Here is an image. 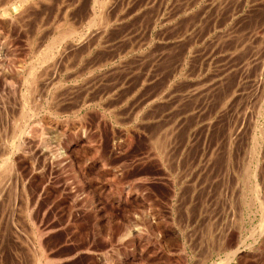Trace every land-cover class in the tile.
Returning a JSON list of instances; mask_svg holds the SVG:
<instances>
[{
  "label": "rangeland",
  "instance_id": "rangeland-1",
  "mask_svg": "<svg viewBox=\"0 0 264 264\" xmlns=\"http://www.w3.org/2000/svg\"><path fill=\"white\" fill-rule=\"evenodd\" d=\"M100 1L0 0V264H264V0Z\"/></svg>",
  "mask_w": 264,
  "mask_h": 264
},
{
  "label": "bare ground",
  "instance_id": "bare-ground-1",
  "mask_svg": "<svg viewBox=\"0 0 264 264\" xmlns=\"http://www.w3.org/2000/svg\"><path fill=\"white\" fill-rule=\"evenodd\" d=\"M3 1V0H2ZM112 2V0H101L100 1V3H99V6H100V8H101V10L99 11V13L98 14H96V15H94V21L96 22V23H98V25L100 24L101 26H102V24H103V26L104 25H106V22L108 23L109 21H107L106 20V18H105V16H104V13H106V12H104L103 13V11L104 10H108V8L107 9H105L106 8V6L107 5H109V4H113V3H111ZM141 1V0H140ZM144 1V0H143ZM164 1V0H163ZM172 1V0H171ZM175 1V0H174ZM211 1H213V0H211ZM215 1V0H214ZM23 2V1H22ZM33 2V1H32ZM113 2H114V0H113ZM119 2V1H118ZM137 2H138V0H137ZM154 2V1H153ZM152 2V3H153ZM168 2V1H167ZM233 2V1H232ZM70 3V2H69ZM109 3V4H108ZM120 3V2H119ZM118 3V4H119ZM122 3V2H121ZM142 3V2H141ZM157 3V2H156ZM158 3H160V2H158ZM162 3V2H161ZM172 3H175V2H171V4ZM10 4V3H9ZM124 4V3H123ZM147 4V3H146ZM149 4V3H148ZM170 4V5H171ZM223 4V3H222ZM67 5V4H66ZM125 5V4H124ZM174 5V4H173ZM27 6V5H26ZM29 6V5H28ZM98 6V5H97ZM116 6V5H115ZM138 6V5H137ZM160 7H161V5H159ZM185 6V5H184ZM215 5H213V7H214ZM19 7V6H18ZM25 7V6H24ZM24 7H23V9H24ZM107 7H111V6H107ZM122 7H123V5H122ZM136 7V6H135ZM139 7H141V6H139ZM147 7H148V5H147ZM152 7V6H151ZM158 7V6H157ZM163 7V6H162ZM17 8V7H16ZM26 8V7H25ZM99 8V7H98ZM97 8V9H98ZM121 8V7H120ZM144 8V7H143ZM168 8V7H167ZM166 8V9H167ZM204 8V7H203ZM219 8V7H218ZM27 9V8H26ZM25 9V10H26ZM28 9H30V7L28 8ZM111 9H114V8H111ZM118 9V8H117ZM140 9H142V8H140ZM181 9V8H180ZM185 9V8H184ZM209 9H210V7H209ZM132 10V9H131ZM134 10V9H133ZM159 10H160V8H159ZM22 11L23 10H21L20 11V13L21 14H23L22 13ZM109 11V10H108ZM112 11V10H111ZM111 11H109L110 12V14H111ZM140 11V10H139ZM205 11V10H204ZM218 11V10H217ZM216 11V12H217ZM18 12V11H17ZM24 12V11H23ZM116 12H117V10H116ZM141 12V11H140ZM156 12V11H155ZM65 13V12H64ZM128 13H130V12H128ZM132 13V12H131ZM161 13V12H160ZM205 13H206V11H205ZM208 13V12H207ZM213 13V12H212ZM119 14V13H118ZM136 14V13H135ZM158 14V13H157ZM165 14V13H164ZM163 14V15H164ZM177 14V13H176ZM200 14V13H199ZM203 14V13H202ZM16 15V14H15ZM18 15V14H17ZM106 15V14H105ZM141 15V14H140ZM145 15V14H144ZM9 16V15H8ZM23 16V15H22ZM92 16V15H91ZM107 17H108V14L106 15ZM110 16V15H109ZM119 16V15H118ZM123 16V15H122ZM184 16V15H183ZM214 16V15H213ZM16 17V16H15ZM19 17V16H18ZM21 17V16H20ZM93 17V16H92ZM112 17H113V15H112ZM125 17H127V16H125ZM143 17V16H142ZM202 17V16H201ZM9 18V17H8ZM11 18V17H10ZM55 18V17H54ZM69 18V17H68ZM116 18V17H115ZM138 18V17H137ZM165 18V17H164ZM179 18V17H178ZM183 18V17H182ZM117 19V18H116ZM131 19V18H130ZM140 19V18H139ZM196 19V18H195ZM200 19V18H199ZM93 20V19H92ZM123 20V19H122ZM163 20V19H162ZM166 20H168L167 18H166ZM182 20V19H181ZM192 20V19H191ZM201 20V19H200ZM19 20H17V22H18ZM64 21V20H63ZM124 21V20H123ZM156 21V20H155ZM165 21V20H164ZM173 21V20H172ZM183 21H184V19H183ZM196 21V20H195ZM195 21H193V22H195ZM13 22V21H12ZM16 22V23H17ZM88 22V21H87ZM93 22V21H92ZM92 22H90V23H92ZM94 22V23H95ZM189 22V21H188ZM14 23V22H13ZM58 23V22H57ZM67 23V22H66ZM70 23V22H69ZM110 23V22H109ZM117 23V22H116ZM182 23V22H181ZM9 24H11V23H9ZM21 24V23H20ZM68 24V23H67ZM160 24V23H159ZM177 24V23H176ZM263 24V23H262ZM63 25V24H62ZM66 25V24H65ZM64 25V26H65ZM99 25V26H100ZM162 25V24H161ZM164 25V24H163ZM170 25V24H169ZM185 25V24H184ZM73 26V25H72ZM75 26H77V25H75ZM96 26V25H95ZM115 26H117V25H115ZM167 26V25H166ZM180 26V25H179ZM257 26V25H256ZM63 27V26H62ZM65 27H67V28H64V30H59V31H57L56 33H57V35L56 36H53L54 38H51L52 39V41L48 44V47H46L45 48V50H43V52H42V54H41V56H39V57H37L36 58V63H34V64H32V65H30V67H29V70H28V76H27V78H26V83L28 84V85H30V89H27V92L26 93H24L23 94V92H22V96H21V98L23 99V104L22 105H24L23 106V111L21 112L20 111V113H22V115L24 114V116L26 117L27 116V112H26V110H25V106L27 105V104H29L30 102H31V96H30V100H29V98H28V96L30 95V93H32L31 92V90L33 89V86L34 85H37L36 84V80L38 79V78H36L37 76V74H35L36 72H35V70L38 68L37 66L38 65H40V61H48V60H50L52 57H54L55 56V51H57V49H58V47L61 45V43L63 42L64 43V41H67V39H74V37L76 36V38H77V35H81L80 33L78 34V32H79V29H78V32H77V30H75V27L73 28V27H68V26H65ZM80 27V26H79ZM106 27H107V25H106ZM111 27V26H110ZM188 27V26H187ZM100 28V27H99ZM99 28H97L98 30H99ZM105 28V27H104ZM117 28V27H116ZM61 29V28H60ZM81 29V28H80ZM101 29V28H100ZM108 29V28H107ZM112 29V28H111ZM110 29V30H111ZM150 29V28H149ZM187 29V28H186ZM210 29V28H209ZM166 30V29H165ZM169 30V29H168ZM171 30V29H170ZM173 30V29H172ZM183 30V29H182ZM86 31V30H85ZM101 31V30H100ZM84 32V31H83ZM99 32V31H98ZM113 32V31H112ZM173 32V31H172ZM101 33V32H100ZM103 33H104V31H103ZM177 33V32H176ZM170 34V33H169ZM262 35V34H261ZM195 36V35H194ZM80 37V36H79ZM83 37V36H82ZM193 37V36H192ZM199 37V36H198ZM233 37V36H232ZM171 38V37H170ZM197 38V37H196ZM214 38V37H213ZM253 38V37H252ZM185 39V38H184ZM232 39V38H231ZM79 40V39H78ZM180 41V40H179ZM69 42V41H68ZM68 42H66V43H68ZM79 42V41H78ZM166 42H168V41H166ZM178 42V41H177ZM190 42V41H189ZM193 42V41H192ZM259 42V41H258ZM84 43H85V41H84ZM31 44V43H30ZM235 44V43H234ZM237 44V43H236ZM71 45V44H70ZM190 45V44H189ZM200 45V44H199ZM198 45V46H199ZM206 45V44H205ZM210 45V44H209ZM238 45V44H237ZM65 46V45H64ZM67 46V45H66ZM141 46V45H140ZM186 46V45H185ZM211 46V45H210ZM176 47H178V46H176ZM64 48H66V47H64ZM201 48V47H200ZM213 48V47H212ZM233 48V47H232ZM61 49H63V47L61 48ZM167 49V48H166ZM169 49V48H168ZM171 49V48H170ZM197 49V48H196ZM209 49H210V47H209ZM172 50V49H171ZM178 50V49H177ZM206 50H208V49H206ZM212 50V49H211ZM42 51V50H41ZM196 52V51H195ZM39 53V52H38ZM188 53V52H187ZM191 53V52H190ZM194 53V52H193ZM198 53V52H197ZM208 53V52H207ZM206 54V53H205ZM40 55V54H39ZM60 55V54H59ZM58 55V56H59ZM231 55V54H230ZM172 57V56H171ZM174 57H176V56H174ZM201 57V56H200ZM223 57V56H222ZM204 58H205V56H204ZM35 59V58H34ZM53 59V58H52ZM51 59V61H53ZM171 59V58H170ZM186 59V58H185ZM208 59V58H207ZM237 59V58H236ZM54 60H56V59H54ZM172 60V59H171ZM178 60V59H177ZM202 60H203V57H202ZM135 62V61H134ZM180 63H181V61H180ZM44 64H46V63H44ZM42 66H43V62H42ZM96 66H97V64H96ZM37 67V68H36ZM246 67V66H245ZM28 69V68H27ZM26 71V70H25ZM24 71V72H25ZM39 71V70H38ZM225 71V70H224ZM191 72V71H190ZM37 73H39V72H37ZM40 73H42V72H40ZM40 73H39V75H40ZM48 73V72H47ZM185 73V72H184ZM228 73V72H227ZM96 74V73H95ZM98 74V73H97ZM191 74V73H190ZM180 75V74H179ZM199 75V74H198ZM189 77V76H188ZM10 79V78H9ZM170 80V79H169ZM204 80V79H203ZM219 80V79H218ZM178 81V80H177ZM194 81V80H193ZM205 81V80H204ZM221 81V80H220ZM179 82V81H178ZM201 82V81H200ZM222 82H223V80H222ZM202 83V82H201ZM218 83V82H217ZM171 84V83H170ZM180 84V83H179ZM178 84V85H179ZM215 84V83H214ZM181 85V84H180ZM186 85H187V83H186ZM189 85V84H188ZM207 85H208V83H207ZM239 85V84H238ZM23 86V85H22ZM38 86H39V84H38ZM175 86V85H174ZM190 86V85H189ZM193 86V85H192ZM197 86V85H196ZM205 86V85H204ZM215 86V85H214ZM233 86H235V85H233ZM35 87H37V86H34V88ZM61 87V86H60ZM176 87V86H175ZM213 87V86H212ZM225 87V86H224ZM26 88V87H25ZM28 88V87H27ZM39 88V87H38ZM201 88V87H200ZM232 88V87H231ZM24 90V89H23ZM192 90H194V89H192ZM198 90V89H197ZM204 90H210V89H204ZM219 90V89H218ZM177 91V90H176ZM194 91H196V90H194ZM165 92V91H164ZM186 92V91H185ZM197 92V91H196ZM218 92V91H217ZM246 92V91H245ZM156 93V92H155ZM194 93V92H193ZM198 93H199V91H198ZM204 93V92H203ZM216 93V92H215ZM228 93H229V91H228ZM233 93V92H232ZM15 94V93H14ZM21 94V93H20ZM39 94V93H38ZM131 94V93H130ZM163 94V93H162ZM169 94V93H168ZM176 94V93H175ZM179 94V93H178ZM208 94H209V92H208ZM222 94V93H221ZM159 95H161V94H159ZM177 95V94H176ZM180 95V94H179ZM182 95H183V93H182ZM199 95V94H198ZM204 95V94H203ZM211 95V94H210ZM216 95H217V93H216ZM229 95V94H228ZM167 96V95H166ZM165 96V97H166ZM238 96V95H237ZM241 96V95H240ZM43 97V96H42ZM160 97V96H159ZM178 97V96H177ZM192 97V96H191ZM202 97V96H201ZM206 97H209V96H206ZM228 97V96H227ZM232 97V96H231ZM40 98V97H39ZM175 98V97H174ZM185 98V97H184ZM188 98V97H187ZM257 98V97H256ZM43 99H45V98H43ZM50 99V98H49ZM169 99V98H168ZM178 99V98H177ZM218 99V98H217ZM227 99V98H226ZM229 99H231V98H229ZM238 99V98H237ZM82 100V99H81ZM86 100V99H85ZM171 100V99H170ZM193 100V99H192ZM28 101H30L29 103H28ZM175 101V100H174ZM179 100H177V102H178ZM195 101H196V99H195ZM229 101V100H228ZM168 102V101H167ZM236 102H237V100H236ZM33 103V102H32ZM51 103V102H50ZM157 103V102H156ZM42 104V103H41ZM170 104V103H169ZM196 104V103H195ZM227 104V103H226ZM239 104V103H238ZM242 104V103H241ZM193 105V104H192ZM197 105V104H196ZM235 105V104H234ZM262 105H263V103H262ZM157 106V105H156ZM171 106V105H170ZM169 106V107H170ZM174 106V105H173ZM238 106V105H237ZM27 107H28V105H27ZM31 107L33 108V106H32V104H31V106H30V109H31ZM35 107H37V106H35ZM48 107V106H47ZM87 107V106H86ZM187 107H189L188 105H187ZM228 107H230V106H228ZM235 107V106H234ZM22 108V107H21ZM39 108V107H38ZM50 108V107H49ZM56 108V107H55ZM192 108V107H191ZM226 108V107H225ZM33 109H35V108H33ZM227 109V108H226ZM32 110V109H31ZM40 110V109H39ZM28 111V110H27ZM58 111V110H57ZM220 111H222V110H220ZM219 111V112H220ZM239 111V110H238ZM5 112V111H4ZM29 112V111H28ZM59 112V111H58ZM75 112V111H74ZM112 112V111H111ZM181 112V111H180ZM219 112H217V114L219 113ZM12 113H13V111H12ZM32 113H33V111H32ZM192 113H193V111H192ZM197 113V112H196ZM237 113V112H236ZM188 114V113H187ZM203 114V113H202ZM5 115V114H4ZM33 115H35L34 113H33ZM195 115V114H194ZM197 115V114H196ZM16 116V115H15ZM35 116H38V115H35ZM57 116V115H56ZM183 116V115H182ZM187 116V115H186ZM209 116V115H208ZM238 116V115H237ZM31 117V116H30ZM225 117V116H224ZM223 117V118H224ZM29 118V117H28ZM158 118V117H157ZM193 118V117H192ZM208 118V117H207ZM215 118V117H214ZM16 119V118H15ZM19 119V118H18ZM30 119V118H29ZM33 119V118H32ZM195 119V118H194ZM233 119H235V118H233ZM20 120H21V117H20ZM24 120V119H23ZM39 120H41V119H39ZM163 120H165V119H163ZM213 120V119H212ZM38 121V120H37ZM197 121V120H196ZM201 121V120H200ZM207 121V120H206ZM170 122V121H169ZM219 122V121H218ZM22 123V122H21ZM26 123V122H25ZM25 123H24V125H25ZM40 123V122H39ZM159 123V122H158ZM173 123V122H172ZM82 124H84V123H82ZM186 124V123H185ZM205 124H207V123H205ZM213 124V123H212ZM235 124V123H234ZM169 125V124H168ZM171 125V124H170ZM197 125V124H196ZM211 125V124H210ZM22 126H23V124H22ZM42 126V125H41ZM81 126V125H80ZM156 126V125H155ZM154 126V127H155ZM201 126V125H200ZM213 125H211V127H212ZM18 127V126H17ZM25 127V126H24ZM23 127V128H24ZM27 127V126H26ZM158 127H160V126H158ZM162 127V126H161ZM196 127V126H195ZM222 127V126H221ZM23 128H21V126H20V128L15 132V134H14V140H15V142H16V149H17V147H20L19 146V140H20V138H21V136H22V134L24 133V129ZM185 128V127H184ZM217 128V127H216ZM241 128V127H240ZM38 129V128H37ZM178 129V128H177ZM229 129V128H228ZM72 130V129H71ZM170 130V129H169ZM188 130V129H187ZM227 130V129H226ZM225 130V131H226ZM158 131V130H157ZM258 131H259V129H258ZM261 131V130H260ZM25 132H26V130H25ZM155 132V131H154ZM166 132V131H165ZM187 132V131H186ZM191 132H194V131H191ZM45 133V132H44ZM190 133V132H189ZM231 133V132H230ZM242 133V132H241ZM25 134V133H24ZM23 134V135H24ZM163 134V133H162ZM180 134V133H179ZM253 134V133H252ZM159 135H160V133H159ZM178 135V134H177ZM208 135V134H207ZM229 135H231V134H229ZM238 135V134H237ZM29 136V135H28ZM154 137V136H153ZM166 137V136H165ZM168 137V136H167ZM170 137H171V135H170ZM189 137V136H188ZM229 137V136H228ZM13 138V137H12ZM27 138V137H26ZM157 138V137H156ZM169 138V137H168ZM183 139V138H182ZM194 139V138H193ZM233 139V138H232ZM179 141V140H178ZM205 141V140H204ZM236 141V140H235ZM77 142V141H76ZM162 142V141H161ZM160 142V143H161ZM193 142V141H192ZM23 143V142H22ZM169 143V142H168ZM167 143V144H168ZM264 143V142H263ZM163 144V143H162ZM254 144V143H253ZM23 145H25V144H23ZM158 145H159V142H158ZM191 145V144H190ZM154 146H156V145H154ZM164 146V145H163ZM204 146V145H203ZM225 146V145H224ZM253 146V145H252ZM186 147V146H185ZM254 147H256V146H254ZM162 148V150H163V147H160V149ZM188 148V147H187ZM207 148V147H206ZM208 148H210V147H208ZM215 148V147H214ZM31 149V148H30ZM65 149V148H64ZM158 150H159V148H158ZM157 150V151H158ZM178 150V149H177ZM14 151V150H13ZM24 151V150H23ZM159 151H161V150H159ZM169 151V150H168ZM187 151V150H186ZM210 151V150H209ZM208 151V152H209ZM262 151V150H261ZM11 151H9V153L7 152V154L4 156V157H1L2 158V160H0V171L2 172V175L3 174H6V173H10V174H12V171H13V168H14V164L16 165V163L14 162V160L15 161H17L16 159H14V158H16V157H14V158H12L11 157V153H10ZM158 152H156V154H157ZM160 153V152H159ZM209 153H211V152H209ZM170 154V153H169ZM220 154V153H219ZM163 155V154H162ZM168 155V154H167ZM176 155V154H175ZM223 155V154H222ZM22 156V155H21ZM52 156V155H51ZM160 156V155H159ZM213 156V155H212ZM215 157H217V156H215ZM157 158V157H156ZM164 158V157H163ZM168 158V157H167ZM203 158H204V156H203ZM23 159V158H22ZM28 159V158H27ZM72 159V158H71ZM186 159V158H185ZM189 159V158H188ZM208 159V158H207ZM261 159V158H260ZM21 160V159H20ZM166 160V159H165ZM170 161V160H169ZM172 161V160H171ZM199 161H200V159H199ZM31 162V161H30ZM155 162V161H154ZM166 162H168V161H165V163L164 164H166ZM68 163V162H67ZM161 163H162V161H161ZM204 163H205V161H204ZM209 163V162H208ZM24 164H25V162H24ZM31 164V163H30ZM70 164H72L71 162H70ZM168 164V163H167ZM166 164V165H167ZM180 164V163H179ZM178 164V165H179ZM184 164V163H183ZM250 164V163H249ZM18 165V164H17ZM23 165V164H22ZM21 165V166H22ZM32 165V164H31ZM189 165V164H188ZM198 165H199V163H198ZM254 165V164H253ZM247 166V165H246ZM30 167V166H29ZM159 167H160V165H159ZM201 167H203V166H201ZM215 167V166H214ZM213 167V168H214ZM249 167V166H248ZM33 169V168H32ZM249 170V169H248ZM260 170H262V169H260ZM15 171V170H14ZM13 171V172H14ZM211 171V170H210ZM174 172V171H173ZM248 172V171H247ZM31 173V172H30ZM172 173V172H171ZM244 173H246V172H244ZM251 173V172H250ZM258 172H257V169L255 168L253 171H252V175L255 177L256 176V174H257ZM260 173V172H259ZM1 174V173H0ZM20 174V173H19ZM262 174V173H261ZM2 175H0L1 177H2ZM176 175V174H175ZM183 175H184V173H183ZM186 175V174H185ZM196 175V174H195ZM258 175V174H257ZM263 175V174H262ZM6 176V175H5ZM4 175H3V177L1 178V179H3V180H1L0 182H4L5 180H4V177H5ZM191 176V175H190ZM194 176V175H193ZM23 178V177H22ZM252 178V177H251ZM257 178L259 179V177L257 176ZM262 178V177H261ZM5 179H6V177H5ZM11 179V178H10ZM35 179V178H34ZM254 180V182L256 181L255 180V178L253 179ZM260 180V179H259ZM16 181V180H15ZM2 182V183H3ZM13 182V181H12ZM22 182V181H21ZM198 182V181H197ZM251 182V181H250ZM257 182V181H256ZM264 182V181H263ZM26 183V182H25ZM253 184V183H252ZM256 185H257V183H255ZM1 186H3V184H0ZM261 185V184H260ZM264 185V184H263ZM0 186V187H1ZM5 186V185H4ZM11 186V185H10ZM17 186V185H16ZM19 186H20V184H19ZM24 186V185H23ZM192 186V185H191ZM250 186V185H249ZM252 186V185H251ZM259 186V185H258ZM258 186H255L254 187V193L256 194V193H260V192H258ZM41 188V187H40ZM90 188V187H89ZM260 188V187H259ZM263 188V187H262ZM0 189H2L3 190V188L1 187ZM88 189V188H87ZM195 189V188H194ZM253 189V188H252ZM1 190V191H2ZM14 190V189H13ZM22 190V189H21ZM5 191V190H4ZM8 191V190H7ZM7 191H5V194H7L6 192ZM245 191V190H244ZM9 192V191H8ZM22 192H24V191H22ZM35 192V191H34ZM2 194L4 193V192H1ZM1 193H0V197H1ZM253 193V192H252ZM251 193V194H252ZM5 194L3 195V197H5ZM9 194V193H8ZM19 194V193H18ZM25 194V193H24ZM254 194V195H255ZM12 196V195H11ZM14 196V195H13ZM252 196V195H251ZM258 195H256V197H257ZM261 196V195H260ZM264 196V195H263ZM2 197V198H3ZM259 197V196H258ZM23 198H24V196H23ZM253 198V197H252ZM28 199V198H27ZM257 199V198H256ZM259 199V200H258ZM257 200H258V202L260 201V198H258ZM262 199V198H261ZM23 200V199H22ZM256 200V201H257ZM247 201V200H246ZM16 202V201H15ZM19 203V202H18ZM9 204H11V203H9ZM79 205V204H78ZM251 205H252V203H251ZM7 206V205H6ZM20 206V205H19ZM251 207V206H250ZM13 209H14V207H13ZM5 211V210H4ZM10 212V211H9ZM261 212V211H260ZM8 214V213H7ZM12 216V215H11ZM260 218V217H259ZM262 225V224H261ZM13 226V225H12ZM262 227H264V226H262ZM263 229V228H262ZM6 230V229H5ZM11 232H13V231H11ZM259 233V232H258ZM6 236V235H5ZM10 236H11V234H10ZM12 237V236H11ZM1 238V237H0ZM12 239H15V238H12ZM18 240V239H17ZM5 242V241H4ZM7 243V242H6ZM41 243V242H40ZM41 248V247H40ZM235 251V250H234ZM22 252V251H21ZM35 252V251H34ZM38 255L40 254V252L39 253H37ZM36 254V255H37ZM225 255H227V254H225ZM228 258V257H227ZM40 259H41V257H40V255L37 257V261L35 262L36 264H40ZM227 262V261H226Z\"/></svg>",
  "mask_w": 264,
  "mask_h": 264
}]
</instances>
